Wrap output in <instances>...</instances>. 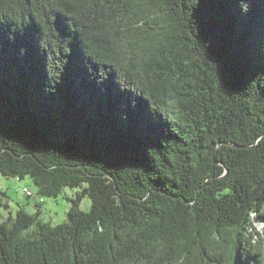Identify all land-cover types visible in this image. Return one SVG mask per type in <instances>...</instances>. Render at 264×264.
Instances as JSON below:
<instances>
[{
    "label": "trees",
    "instance_id": "16d2710c",
    "mask_svg": "<svg viewBox=\"0 0 264 264\" xmlns=\"http://www.w3.org/2000/svg\"><path fill=\"white\" fill-rule=\"evenodd\" d=\"M0 175V264H264V0H0Z\"/></svg>",
    "mask_w": 264,
    "mask_h": 264
},
{
    "label": "rangeland",
    "instance_id": "374dc122",
    "mask_svg": "<svg viewBox=\"0 0 264 264\" xmlns=\"http://www.w3.org/2000/svg\"><path fill=\"white\" fill-rule=\"evenodd\" d=\"M24 189L30 190L34 195L28 198ZM80 191L81 189L65 188L57 198H45L38 195V188L31 178L18 180L0 175V222H6L10 216L15 218L20 209H24L29 214H35V203L41 201V219L44 222H50L53 226L60 225L67 221V213L71 207L70 200ZM3 193H6V196ZM90 207V199L83 198L80 203L81 210L88 211ZM261 229V226L258 227L259 231Z\"/></svg>",
    "mask_w": 264,
    "mask_h": 264
},
{
    "label": "built area",
    "instance_id": "2783aa9c",
    "mask_svg": "<svg viewBox=\"0 0 264 264\" xmlns=\"http://www.w3.org/2000/svg\"><path fill=\"white\" fill-rule=\"evenodd\" d=\"M25 191L27 192V194H29V195L31 194V192H30V191H27V190H25Z\"/></svg>",
    "mask_w": 264,
    "mask_h": 264
}]
</instances>
